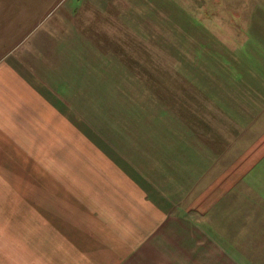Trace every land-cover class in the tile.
<instances>
[{
  "label": "crops",
  "instance_id": "obj_1",
  "mask_svg": "<svg viewBox=\"0 0 264 264\" xmlns=\"http://www.w3.org/2000/svg\"><path fill=\"white\" fill-rule=\"evenodd\" d=\"M55 1L0 0V264H264L263 113L226 149L210 91L100 77Z\"/></svg>",
  "mask_w": 264,
  "mask_h": 264
},
{
  "label": "rangeland",
  "instance_id": "obj_2",
  "mask_svg": "<svg viewBox=\"0 0 264 264\" xmlns=\"http://www.w3.org/2000/svg\"><path fill=\"white\" fill-rule=\"evenodd\" d=\"M79 9L84 40L106 65L100 77L160 78L164 105L166 91L172 100L210 91L212 113L202 117L226 149L236 133L263 132L261 118L249 123L264 115V85L253 79H264V0H84Z\"/></svg>",
  "mask_w": 264,
  "mask_h": 264
}]
</instances>
